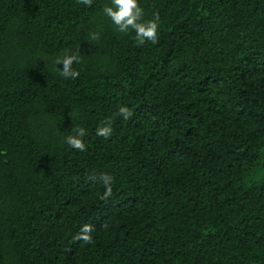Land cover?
I'll return each instance as SVG.
<instances>
[{"label":"trees","instance_id":"1","mask_svg":"<svg viewBox=\"0 0 264 264\" xmlns=\"http://www.w3.org/2000/svg\"><path fill=\"white\" fill-rule=\"evenodd\" d=\"M138 2L157 44L111 0H0V264H264V0Z\"/></svg>","mask_w":264,"mask_h":264},{"label":"clouds","instance_id":"2","mask_svg":"<svg viewBox=\"0 0 264 264\" xmlns=\"http://www.w3.org/2000/svg\"><path fill=\"white\" fill-rule=\"evenodd\" d=\"M85 6L91 7L93 0H77ZM103 14L110 19L116 30L123 34H128L130 31L135 32V40L138 46L144 45L146 42L152 44L158 43V29H159V14L154 13L153 18L150 20L144 19V9L140 6L138 0H111L110 5H105L103 8ZM92 40H98V33H90ZM78 53L65 54L58 57L55 60L56 65H62V68L58 67L60 76L65 79H76L79 76V72L73 69L74 63H79ZM118 116H122L127 120L133 115V113L126 106H121L116 113ZM70 116V113H69ZM75 135H69L65 138V143L72 149L84 152L86 151V145L82 139L87 135L84 128L80 127L74 130ZM113 133L112 120L106 119L103 122V126L97 127L96 135L108 139ZM92 181H96L97 177H90ZM99 181L104 186L103 195L100 197L102 200H108L113 194V180L114 177L107 173H101L98 177ZM107 225H103L106 227ZM94 226L91 224H84L81 226L79 232L73 236V240L77 242H83L84 244L94 243L93 236Z\"/></svg>","mask_w":264,"mask_h":264}]
</instances>
